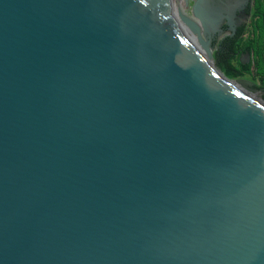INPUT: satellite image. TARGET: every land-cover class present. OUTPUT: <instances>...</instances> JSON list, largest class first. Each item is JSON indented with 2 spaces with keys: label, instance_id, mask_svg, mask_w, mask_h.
Here are the masks:
<instances>
[{
  "label": "water",
  "instance_id": "obj_1",
  "mask_svg": "<svg viewBox=\"0 0 264 264\" xmlns=\"http://www.w3.org/2000/svg\"><path fill=\"white\" fill-rule=\"evenodd\" d=\"M192 1L0 0V264H264V98Z\"/></svg>",
  "mask_w": 264,
  "mask_h": 264
},
{
  "label": "flooded vegetation",
  "instance_id": "obj_2",
  "mask_svg": "<svg viewBox=\"0 0 264 264\" xmlns=\"http://www.w3.org/2000/svg\"><path fill=\"white\" fill-rule=\"evenodd\" d=\"M188 3L189 7H191L193 1L189 0ZM208 4L214 10L221 11L223 16L217 32L212 34L210 38L212 54L218 55L219 51L221 52L222 50L232 47L241 52L240 56L237 57L239 61L240 57L246 54L244 45L252 35L250 21L253 12V0H208ZM187 14L191 15L190 11H188ZM252 60L253 54L250 53L251 63ZM245 76H248L250 79L254 78L257 81V83L253 84V82L249 80L251 88L264 98V76L253 74Z\"/></svg>",
  "mask_w": 264,
  "mask_h": 264
},
{
  "label": "trees",
  "instance_id": "obj_3",
  "mask_svg": "<svg viewBox=\"0 0 264 264\" xmlns=\"http://www.w3.org/2000/svg\"><path fill=\"white\" fill-rule=\"evenodd\" d=\"M250 22L252 35L244 47L246 53L253 54L252 63L242 65L237 59L241 52L232 47L213 55L218 68L230 79L249 74L264 76V0H253Z\"/></svg>",
  "mask_w": 264,
  "mask_h": 264
},
{
  "label": "rangeland",
  "instance_id": "obj_4",
  "mask_svg": "<svg viewBox=\"0 0 264 264\" xmlns=\"http://www.w3.org/2000/svg\"><path fill=\"white\" fill-rule=\"evenodd\" d=\"M238 79H244V80H248V81L250 80L253 82V84L257 83V81L254 78L250 79V78H248V76L235 78V80H238Z\"/></svg>",
  "mask_w": 264,
  "mask_h": 264
}]
</instances>
